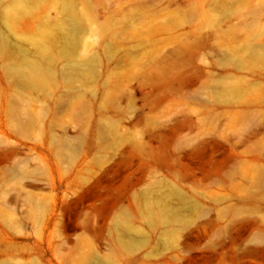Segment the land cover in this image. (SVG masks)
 <instances>
[{"label":"rangeland","instance_id":"obj_1","mask_svg":"<svg viewBox=\"0 0 264 264\" xmlns=\"http://www.w3.org/2000/svg\"><path fill=\"white\" fill-rule=\"evenodd\" d=\"M0 264H264V0H0Z\"/></svg>","mask_w":264,"mask_h":264},{"label":"bare ground","instance_id":"obj_2","mask_svg":"<svg viewBox=\"0 0 264 264\" xmlns=\"http://www.w3.org/2000/svg\"><path fill=\"white\" fill-rule=\"evenodd\" d=\"M20 72H25L29 80L35 83H44L48 80V76L36 65H28L25 69H20Z\"/></svg>","mask_w":264,"mask_h":264}]
</instances>
